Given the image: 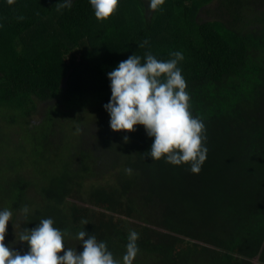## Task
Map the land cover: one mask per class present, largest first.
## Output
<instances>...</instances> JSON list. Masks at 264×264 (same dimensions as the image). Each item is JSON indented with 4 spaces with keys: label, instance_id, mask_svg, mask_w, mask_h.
I'll return each mask as SVG.
<instances>
[{
    "label": "trees",
    "instance_id": "trees-1",
    "mask_svg": "<svg viewBox=\"0 0 264 264\" xmlns=\"http://www.w3.org/2000/svg\"><path fill=\"white\" fill-rule=\"evenodd\" d=\"M62 2L0 0V210L13 212L5 245L25 254L20 233L51 218L77 253L84 228L120 260L135 230L134 264H264V0H166L155 12L149 0H120L107 21L88 0ZM174 51L206 127L199 174L153 162L143 126L113 132L103 107L107 73L121 61ZM90 99L100 106L89 126L75 122L74 142L64 131L73 104Z\"/></svg>",
    "mask_w": 264,
    "mask_h": 264
},
{
    "label": "clouds",
    "instance_id": "clouds-1",
    "mask_svg": "<svg viewBox=\"0 0 264 264\" xmlns=\"http://www.w3.org/2000/svg\"><path fill=\"white\" fill-rule=\"evenodd\" d=\"M14 4L15 0H7ZM97 21H107L117 11L120 0H88ZM166 0H149L151 11H160ZM72 0H63L61 9H70ZM22 20L23 17H18ZM144 41L138 47H144ZM133 54L107 73L111 96L104 110L108 113L109 127L113 132L131 133L135 126H143L146 135L153 139L147 152L153 162L163 159L173 166L188 165L192 174H199L207 159L206 127L192 115L190 93L180 64L183 52L174 51L168 60H159L150 52L141 62ZM127 141V136L124 137ZM131 174V169L125 170ZM25 216L29 209L21 210ZM10 209L0 210V264H134L140 252L137 241L140 234L131 230L127 237L125 253L117 260L105 241L84 228L76 234L82 251L65 244L67 231H62L53 219H41L31 230L24 229L19 242L26 243L25 254L5 245L7 225L12 221ZM82 223L87 225V220ZM12 224V223H11ZM87 237V238H86ZM63 252V255H58Z\"/></svg>",
    "mask_w": 264,
    "mask_h": 264
},
{
    "label": "rangeland",
    "instance_id": "rangeland-1",
    "mask_svg": "<svg viewBox=\"0 0 264 264\" xmlns=\"http://www.w3.org/2000/svg\"><path fill=\"white\" fill-rule=\"evenodd\" d=\"M46 28H49V32H55V27L52 26V24H50V21H48V23L45 26ZM100 103L97 102L95 103V101H93L92 99L88 100V102H84L82 104H80V106H76L75 104H73V109L76 110V112H74V114L70 115L69 117H71V120L73 121L72 123L80 122L83 118H85L84 122L85 125L89 126V123H92L94 120H90L95 118V113L94 111L99 108ZM70 110V109H69ZM17 127V126H15ZM80 128V127H79ZM79 128L77 129V125L76 123L74 124V126H72L69 129H64L65 132L67 133H71L72 134V141L75 142V140L79 139ZM16 136L18 137V134L16 133Z\"/></svg>",
    "mask_w": 264,
    "mask_h": 264
}]
</instances>
